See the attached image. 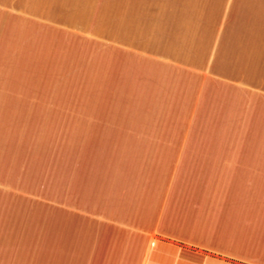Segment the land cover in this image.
<instances>
[{
  "label": "crops",
  "instance_id": "0c3cea01",
  "mask_svg": "<svg viewBox=\"0 0 264 264\" xmlns=\"http://www.w3.org/2000/svg\"><path fill=\"white\" fill-rule=\"evenodd\" d=\"M48 9L108 20V39L39 23ZM23 20L63 34L32 44L45 76L75 68L54 99L111 98L90 109L87 134L51 129L66 158L40 171L60 160V186L4 182L7 116L33 102ZM98 37L119 58L93 63L85 86L82 55ZM50 91L40 85L38 107ZM0 158V264H264V0H0Z\"/></svg>",
  "mask_w": 264,
  "mask_h": 264
},
{
  "label": "rangeland",
  "instance_id": "374dc122",
  "mask_svg": "<svg viewBox=\"0 0 264 264\" xmlns=\"http://www.w3.org/2000/svg\"><path fill=\"white\" fill-rule=\"evenodd\" d=\"M49 5H53V3ZM43 11L44 8H40L39 12L43 14ZM50 14L51 11L50 9H48V18L37 19V21L39 23L51 25L52 27L60 28L63 30H68V28L77 29V27H80V31L86 30L87 28H96L94 30H96L95 33L97 35H100H98L99 37L103 36L108 39V20L100 19L99 21H93L92 19H65L61 16H56L53 18L50 17ZM120 20L122 19L116 18L115 20H112V22L115 21L118 25L120 23ZM45 25L34 26L28 20H23L20 22V72L22 80L23 78H25L26 82L30 78L33 81V83L31 82L30 85H28V83H25L26 89L23 87L22 90H31L33 92V94H31V101L33 102L29 103L28 100L22 99V101H25V103L21 104L19 115L17 113L14 118L11 115L7 116L9 117V122H11V125L10 127L8 126L6 128L5 158H3V167L4 182L8 186L26 188L35 185L37 187L46 186V184L48 186H60L62 182L68 181L66 178L60 179L59 177H62V175H60L59 177H53L55 176V174H62L60 173V171L63 172V167L62 169H60V160L56 163L57 168L55 171H57L58 173H54L50 176L48 175V171L41 172L40 170H45L42 158H66L65 156H63V149H65L64 146L66 144L64 140L67 137L66 135H62L63 133L60 131L61 128H63L64 125L68 126L69 129H73L75 126H79L81 134L85 135L89 131V128L86 125L87 121L85 118L90 115V109L92 110L96 107V111L98 107H100L102 110L103 108H109L110 106L109 101L111 98L103 97L101 91L99 92V94H96L95 97H92V92L85 91L83 93L84 97H81L79 99H54L56 92H59V90L64 88L66 89L68 87L70 83L68 79L74 73V71L72 70H75V68L73 69L68 67L67 72L64 73L65 66H58L57 68H53V73L50 74L49 77L45 76L42 73V68H39V66L41 65H39V62H37V60L35 61L36 56L34 58V49L32 50V44H34L35 42L34 38L40 35L41 39H43V43L45 42V39H50L51 36L52 42H59L60 38H63V36H61L63 34L57 31H51L48 28L44 27ZM45 34L46 37L44 38L43 35ZM16 36L17 35H15V43ZM99 37L97 38V41L99 43L95 44L96 47L92 45H90L88 48L86 47V51H84L85 53H83L82 55L83 63L81 69L79 68V71H81V75L83 78L82 85L85 86L90 83L95 75L97 76V73L91 69L93 63H95L96 61H100V63L105 64L110 63V61H113L114 59L118 60L119 58L117 51H115L107 41ZM119 45L120 44H118L117 46L119 47ZM17 54L18 51H16L15 49V56ZM42 62H44V60ZM100 72L101 70L98 72V76L100 75ZM48 78L52 79L53 81L50 83L49 80H45L43 83L42 79ZM40 85L42 86V89L44 87L51 88L52 91H50L51 94L49 95L48 99H45V103H42L38 107L37 103H39V101H37V97L39 98L38 88L40 87ZM29 86L30 88H28ZM48 102H52L53 104L50 105V103L48 104ZM80 109H83V111ZM77 110L82 111V113L80 114L81 117L77 116L78 121L76 117L72 118V114H76ZM101 121L98 122L101 123ZM47 129H50V131H47ZM51 129H60L59 131L57 130L60 134V137L52 138L54 132L51 131ZM69 132L72 138L77 136L75 131L70 130ZM106 133L108 132L105 130L102 131V134ZM67 154V158H77L75 150L73 151L72 149H69ZM29 158H31L32 162L27 163L28 161H30ZM1 163L2 158H0V167L2 165ZM34 165L37 167L38 172H40L39 175L36 174L37 177L32 176L36 173V170L33 169Z\"/></svg>",
  "mask_w": 264,
  "mask_h": 264
}]
</instances>
